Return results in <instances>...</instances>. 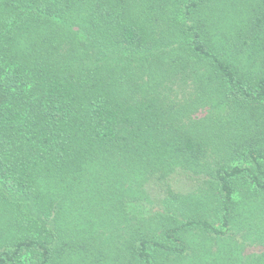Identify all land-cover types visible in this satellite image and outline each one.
Returning a JSON list of instances; mask_svg holds the SVG:
<instances>
[{
  "label": "trees",
  "instance_id": "1",
  "mask_svg": "<svg viewBox=\"0 0 264 264\" xmlns=\"http://www.w3.org/2000/svg\"><path fill=\"white\" fill-rule=\"evenodd\" d=\"M0 264H264V0H0Z\"/></svg>",
  "mask_w": 264,
  "mask_h": 264
}]
</instances>
